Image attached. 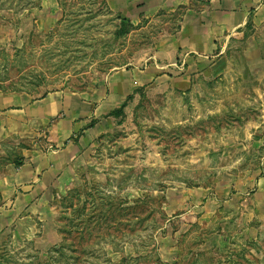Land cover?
I'll return each mask as SVG.
<instances>
[{
    "label": "rangeland",
    "instance_id": "rangeland-1",
    "mask_svg": "<svg viewBox=\"0 0 264 264\" xmlns=\"http://www.w3.org/2000/svg\"><path fill=\"white\" fill-rule=\"evenodd\" d=\"M127 2L0 0V264H264V46L177 69L185 8ZM62 92L94 108L61 139L13 103Z\"/></svg>",
    "mask_w": 264,
    "mask_h": 264
},
{
    "label": "crops",
    "instance_id": "crops-1",
    "mask_svg": "<svg viewBox=\"0 0 264 264\" xmlns=\"http://www.w3.org/2000/svg\"><path fill=\"white\" fill-rule=\"evenodd\" d=\"M158 2L159 4L154 5L155 10L167 5L185 8L176 38L172 42L173 55L180 56L181 64L179 66L170 61L167 63L170 66L175 65L177 69H181V65L184 67L185 63H188L186 68L191 71L203 68L205 72H213L217 63V58L215 60L213 58L216 54L215 49L219 46V53H221L228 46L229 39L235 34H243L245 26L249 23L254 30L255 43L264 46V0H158ZM132 3H134L133 0H130L126 5ZM195 3H198L200 7L194 8ZM162 66L164 65L159 67ZM157 69L148 70L141 76L154 77L158 73ZM14 99L16 98H11V102ZM18 100L21 102V98H17V102L13 103L20 107L25 106L26 108H23L26 110L37 111L43 118L59 112L56 126L59 125L60 139L65 132L71 131L63 126L64 123L70 124L71 128L80 127L81 119L94 108L90 101H85L72 92H62L55 96L47 95L39 100L19 102L20 104ZM13 103L9 105H14ZM51 160L52 156L49 153L38 154L29 169L23 166L21 175L35 177L42 183L45 181L46 173L51 172ZM23 196H16V200L22 199Z\"/></svg>",
    "mask_w": 264,
    "mask_h": 264
}]
</instances>
